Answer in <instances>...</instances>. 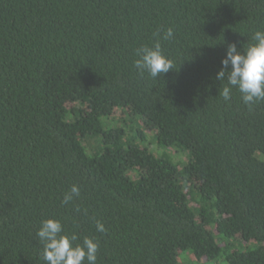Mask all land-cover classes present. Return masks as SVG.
Wrapping results in <instances>:
<instances>
[{"label":"trees","instance_id":"16d2710c","mask_svg":"<svg viewBox=\"0 0 264 264\" xmlns=\"http://www.w3.org/2000/svg\"><path fill=\"white\" fill-rule=\"evenodd\" d=\"M257 30L264 0H0V264H45L49 218L97 241L96 264H264V100L215 78ZM157 40L174 69L141 76Z\"/></svg>","mask_w":264,"mask_h":264},{"label":"clouds","instance_id":"9594fccd","mask_svg":"<svg viewBox=\"0 0 264 264\" xmlns=\"http://www.w3.org/2000/svg\"><path fill=\"white\" fill-rule=\"evenodd\" d=\"M173 28H167L162 39L173 38ZM252 43L246 49L238 50L236 44H228L225 56L221 59V68L216 79L227 83L219 91L225 101L229 100L232 88L238 89L243 103L251 108L258 101L264 100V30H257L252 36ZM137 59L134 67L141 76L145 72L156 79L159 75L173 70V61L162 51L157 40L151 46H141L135 52ZM80 195L78 186L73 185L70 192L65 193L62 203H69L73 197ZM96 229L106 231L104 225L97 221ZM63 228L59 220L49 218L41 221L36 237L42 245L41 259L45 264H96L98 242L85 237L81 243L75 234H62Z\"/></svg>","mask_w":264,"mask_h":264},{"label":"rangeland","instance_id":"374dc122","mask_svg":"<svg viewBox=\"0 0 264 264\" xmlns=\"http://www.w3.org/2000/svg\"><path fill=\"white\" fill-rule=\"evenodd\" d=\"M74 107L75 109L78 106L76 104H69L67 105L68 109H71ZM74 112V111H72ZM109 120L113 123V125L116 126H122L126 129H130L133 127L132 125H138L141 126L142 122L134 115H130L129 111L127 109H118L116 110L112 115H110ZM143 135H144V142L146 145L151 146L152 148L156 149L158 153L162 152V147H160L155 139V134L151 130L143 129ZM90 143L92 141H89ZM168 151L171 153L172 157L179 161V162H185L188 159V154L185 151L176 149L175 147L168 148ZM189 260H195L193 257L189 256V254L183 255V257H179L180 264H188Z\"/></svg>","mask_w":264,"mask_h":264}]
</instances>
